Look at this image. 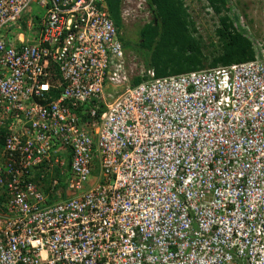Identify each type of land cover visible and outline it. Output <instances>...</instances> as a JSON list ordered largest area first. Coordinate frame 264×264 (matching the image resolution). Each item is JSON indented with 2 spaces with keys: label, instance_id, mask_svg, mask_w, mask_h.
Returning <instances> with one entry per match:
<instances>
[{
  "label": "built area",
  "instance_id": "built-area-1",
  "mask_svg": "<svg viewBox=\"0 0 264 264\" xmlns=\"http://www.w3.org/2000/svg\"><path fill=\"white\" fill-rule=\"evenodd\" d=\"M261 6L253 59L157 78L106 0H0V264H264Z\"/></svg>",
  "mask_w": 264,
  "mask_h": 264
},
{
  "label": "trees",
  "instance_id": "trees-1",
  "mask_svg": "<svg viewBox=\"0 0 264 264\" xmlns=\"http://www.w3.org/2000/svg\"><path fill=\"white\" fill-rule=\"evenodd\" d=\"M201 1L202 10L206 13L210 11L216 16L213 32L215 41L210 37L206 41L198 33L184 0H147L152 18L139 28L140 41L136 44L146 54L149 52L144 64L147 69L154 71L155 77L178 75L253 59L254 51L246 26L240 22L242 10H237L230 0ZM106 2L116 27L121 30V0ZM29 15L37 19L34 7ZM122 38L121 36V40ZM123 46L127 48L124 43ZM141 80L139 76L134 77L132 84H138Z\"/></svg>",
  "mask_w": 264,
  "mask_h": 264
},
{
  "label": "rangeland",
  "instance_id": "rangeland-1",
  "mask_svg": "<svg viewBox=\"0 0 264 264\" xmlns=\"http://www.w3.org/2000/svg\"><path fill=\"white\" fill-rule=\"evenodd\" d=\"M237 10H242L244 18L249 22L251 27L259 30L261 22V0H232ZM184 4L188 6V12L190 17L193 18L195 27L203 37L204 40L209 41L208 38H212L214 41V27L217 22L216 16L212 12L206 13L202 10L203 1L201 0H184ZM241 13V15H242ZM122 42L126 45L127 63L131 69V74L136 75L140 70L147 69L145 62L149 52L145 53L140 46H137L139 40V28L142 27V23L134 20H127L122 22ZM109 91V87L107 88Z\"/></svg>",
  "mask_w": 264,
  "mask_h": 264
},
{
  "label": "clouds",
  "instance_id": "clouds-1",
  "mask_svg": "<svg viewBox=\"0 0 264 264\" xmlns=\"http://www.w3.org/2000/svg\"><path fill=\"white\" fill-rule=\"evenodd\" d=\"M231 1V3L234 5V2H232V0H230ZM237 9V8H236ZM241 14V13H240ZM243 15V14H242ZM249 23V22H248Z\"/></svg>",
  "mask_w": 264,
  "mask_h": 264
}]
</instances>
